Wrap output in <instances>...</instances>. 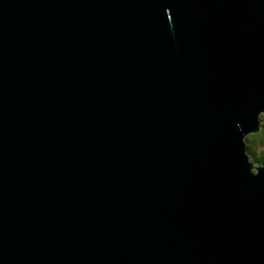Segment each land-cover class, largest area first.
Returning a JSON list of instances; mask_svg holds the SVG:
<instances>
[{"label": "water", "instance_id": "1", "mask_svg": "<svg viewBox=\"0 0 264 264\" xmlns=\"http://www.w3.org/2000/svg\"><path fill=\"white\" fill-rule=\"evenodd\" d=\"M264 0H0V264H264Z\"/></svg>", "mask_w": 264, "mask_h": 264}, {"label": "trees", "instance_id": "2", "mask_svg": "<svg viewBox=\"0 0 264 264\" xmlns=\"http://www.w3.org/2000/svg\"><path fill=\"white\" fill-rule=\"evenodd\" d=\"M259 119L261 131L246 136L245 145L250 161L264 166V113L260 115Z\"/></svg>", "mask_w": 264, "mask_h": 264}, {"label": "flooded vegetation", "instance_id": "3", "mask_svg": "<svg viewBox=\"0 0 264 264\" xmlns=\"http://www.w3.org/2000/svg\"><path fill=\"white\" fill-rule=\"evenodd\" d=\"M253 163V162H252ZM254 164V163H253ZM254 165H260V164H254Z\"/></svg>", "mask_w": 264, "mask_h": 264}, {"label": "rangeland", "instance_id": "4", "mask_svg": "<svg viewBox=\"0 0 264 264\" xmlns=\"http://www.w3.org/2000/svg\"><path fill=\"white\" fill-rule=\"evenodd\" d=\"M261 131V130H260Z\"/></svg>", "mask_w": 264, "mask_h": 264}]
</instances>
